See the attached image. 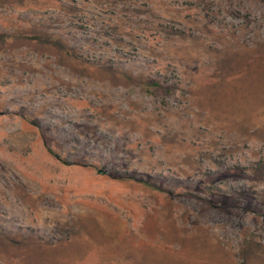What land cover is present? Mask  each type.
Here are the masks:
<instances>
[{
  "label": "rangeland",
  "instance_id": "1",
  "mask_svg": "<svg viewBox=\"0 0 264 264\" xmlns=\"http://www.w3.org/2000/svg\"><path fill=\"white\" fill-rule=\"evenodd\" d=\"M0 264H264V0H0Z\"/></svg>",
  "mask_w": 264,
  "mask_h": 264
}]
</instances>
